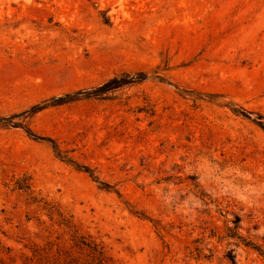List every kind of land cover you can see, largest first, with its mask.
<instances>
[{
  "label": "rangeland",
  "instance_id": "374dc122",
  "mask_svg": "<svg viewBox=\"0 0 264 264\" xmlns=\"http://www.w3.org/2000/svg\"><path fill=\"white\" fill-rule=\"evenodd\" d=\"M34 106L0 122L3 264L72 246L32 198L113 264H264V0H0V118Z\"/></svg>",
  "mask_w": 264,
  "mask_h": 264
},
{
  "label": "trees",
  "instance_id": "16d2710c",
  "mask_svg": "<svg viewBox=\"0 0 264 264\" xmlns=\"http://www.w3.org/2000/svg\"><path fill=\"white\" fill-rule=\"evenodd\" d=\"M42 110L41 107L34 106L27 112H23L20 115L11 116L9 118H0V122L4 121L7 125L12 127H23L22 124L12 123V119L26 115V119L32 117L33 114ZM28 135L33 136L30 129L26 128ZM35 137V136H34ZM15 188L20 191H29L30 186L24 184L21 181H16ZM31 194V193H30ZM33 204H39L38 207L47 213V217L59 228L66 232L70 236L72 246L69 249L56 247L52 248H40L36 247L32 251V256L26 258L25 264H113V261L104 251L103 247L94 242L93 240L79 235L73 224L66 218L56 206L37 200V198L31 199ZM2 247L0 244V251ZM229 260L234 264V257H230ZM0 264L3 262L0 260Z\"/></svg>",
  "mask_w": 264,
  "mask_h": 264
}]
</instances>
